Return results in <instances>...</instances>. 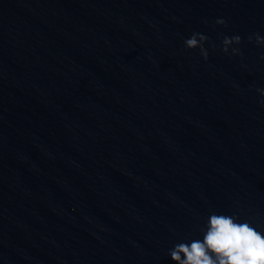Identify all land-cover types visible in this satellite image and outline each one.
Masks as SVG:
<instances>
[{
    "label": "water",
    "instance_id": "95a60500",
    "mask_svg": "<svg viewBox=\"0 0 264 264\" xmlns=\"http://www.w3.org/2000/svg\"><path fill=\"white\" fill-rule=\"evenodd\" d=\"M256 34L264 0H0V264H176L212 214L264 233Z\"/></svg>",
    "mask_w": 264,
    "mask_h": 264
},
{
    "label": "clouds",
    "instance_id": "9594fccd",
    "mask_svg": "<svg viewBox=\"0 0 264 264\" xmlns=\"http://www.w3.org/2000/svg\"><path fill=\"white\" fill-rule=\"evenodd\" d=\"M216 23L226 26L223 19ZM207 40L205 35L193 33L191 38L185 40V46L187 49L199 48L201 56L206 60L208 54L204 44ZM251 40L252 37H249ZM255 41L258 45L264 44V37L256 34ZM240 43L241 37L238 35L225 37L223 51L228 53L229 45ZM232 54L240 53L238 49H233ZM256 91L264 97V89ZM261 104L264 105V100H261ZM170 257L176 264H264V233L247 222L238 223L233 216L212 214L203 240L177 244L170 251Z\"/></svg>",
    "mask_w": 264,
    "mask_h": 264
}]
</instances>
